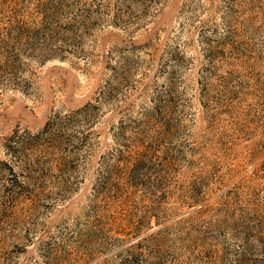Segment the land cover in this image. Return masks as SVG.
<instances>
[{
    "label": "rangeland",
    "instance_id": "obj_1",
    "mask_svg": "<svg viewBox=\"0 0 264 264\" xmlns=\"http://www.w3.org/2000/svg\"><path fill=\"white\" fill-rule=\"evenodd\" d=\"M0 264H264V0H0Z\"/></svg>",
    "mask_w": 264,
    "mask_h": 264
},
{
    "label": "trees",
    "instance_id": "obj_2",
    "mask_svg": "<svg viewBox=\"0 0 264 264\" xmlns=\"http://www.w3.org/2000/svg\"><path fill=\"white\" fill-rule=\"evenodd\" d=\"M86 109H87V105L83 106L82 108H80L78 110L73 111L72 115L73 114L75 115V114L81 113V112H85ZM56 124H58V123H56L54 120L48 121L42 130L43 134H45V133L50 134V131L52 129H54ZM5 150L9 156V159L6 160L5 162L3 161V162L11 170H12V168H11L12 166L8 163V162L11 163V159H10L11 157H17L19 155H23V157L25 158L26 161L29 160L27 158V154H24V151H23L22 146H21V137L19 135H12L6 140ZM38 163H39L38 159H32V171L34 170L35 164L37 165Z\"/></svg>",
    "mask_w": 264,
    "mask_h": 264
}]
</instances>
